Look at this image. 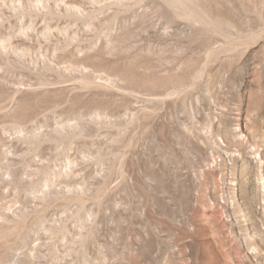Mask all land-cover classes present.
Here are the masks:
<instances>
[{"label": "rangeland", "instance_id": "374dc122", "mask_svg": "<svg viewBox=\"0 0 264 264\" xmlns=\"http://www.w3.org/2000/svg\"><path fill=\"white\" fill-rule=\"evenodd\" d=\"M0 264H264V0H0Z\"/></svg>", "mask_w": 264, "mask_h": 264}]
</instances>
